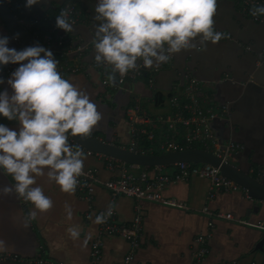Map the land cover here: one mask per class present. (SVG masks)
I'll use <instances>...</instances> for the list:
<instances>
[{
    "label": "crops",
    "instance_id": "0c3cea01",
    "mask_svg": "<svg viewBox=\"0 0 264 264\" xmlns=\"http://www.w3.org/2000/svg\"><path fill=\"white\" fill-rule=\"evenodd\" d=\"M64 1L42 0L41 6L27 9L24 0L20 8L22 17L39 21L44 15L55 16ZM96 4L97 0H81L79 4L80 22L74 27V32L85 41L94 38V25L98 23L93 19ZM214 20L216 30L228 38L216 44L208 42L206 48L197 51L184 50L175 54L173 69H169L167 63L161 64L156 88L167 96L179 80L178 73L189 65L195 77L205 82L203 96L210 97L217 104L229 105V124L223 120L215 121L213 128L221 139L231 138L243 146L244 151L238 155L234 165L244 170L255 169L256 173L252 175L264 178V60L260 55L264 50V26L243 19L227 0L218 1ZM0 36H8V47L22 50L1 20ZM187 52L193 53V56L188 58ZM93 57L94 52L85 58V62ZM17 67L19 65L15 69ZM10 75L3 78L5 83L0 84V91L7 89L11 93L6 83ZM225 75H229L234 83L223 81ZM65 79L86 89L103 114L92 135L97 133L96 137L101 140L120 147L128 146L130 127L125 106L134 94H105L99 72L92 69L66 75ZM143 85L138 82L131 89L140 99L146 116L150 119L167 117L170 113L168 101L157 106L147 100L150 92ZM0 124L19 130L15 120L8 121L0 116ZM105 163L104 158L97 156H87L84 162L87 167L96 169L103 181L117 178L118 164H114L116 167L111 171ZM130 171L135 175L140 172L139 169ZM161 172L170 175L173 169L162 168ZM14 183L11 176L0 171V186ZM36 186L43 188L45 195L53 200L54 207L30 221L27 227L21 226L17 214L22 211L27 216L34 206L17 199L15 195L0 196V239L8 245L6 250L0 251V256H7L8 259L0 261V264H88L91 243L98 227L93 215L107 210L110 204L108 190L96 187L92 219L86 220L84 214L88 205L76 192L74 195L61 192L59 186L50 182L46 175L37 177ZM208 193L209 183L206 180L191 177L185 182L168 186L163 192L165 197L185 203L184 209L142 202V235L133 264H193V253L197 248L195 238L208 231V218L201 213L205 206L213 211L230 213L247 224L216 220L203 264H264V203L249 198L241 188L216 193L212 201H207ZM66 204L73 212L71 220L67 218ZM134 205V201L127 197L116 199L114 208L119 222H131ZM72 226H79L77 240L71 239L67 232ZM127 252L126 240L106 238L101 264H121Z\"/></svg>",
    "mask_w": 264,
    "mask_h": 264
},
{
    "label": "clouds",
    "instance_id": "9594fccd",
    "mask_svg": "<svg viewBox=\"0 0 264 264\" xmlns=\"http://www.w3.org/2000/svg\"><path fill=\"white\" fill-rule=\"evenodd\" d=\"M42 0H26L25 8ZM218 0H97L94 9V62L104 66L108 82L117 75L124 78L140 63L156 68L184 50H200L228 37L216 30L214 17ZM253 17L264 16V4L253 5ZM69 10L62 9L55 26L65 33L74 31ZM13 38H19V33ZM8 36H0V65H19L7 79L11 88L0 91V116L17 121L19 130L0 124V171L11 176L14 184L0 186V196L15 195L33 205L27 216L17 214L21 226L48 213L53 200L37 185V177L47 176L60 191L74 195L79 178L86 175L83 149L70 143V137L86 140L103 119L97 104L86 89L65 79L58 70L60 61L42 46L22 50L8 47ZM43 54V55H42ZM5 80L0 77V84ZM114 204L95 217L94 223H106ZM67 218L73 212L65 205ZM89 219H92L91 215ZM77 240L79 226L67 229ZM87 238L85 240V245ZM7 242L0 239V251Z\"/></svg>",
    "mask_w": 264,
    "mask_h": 264
},
{
    "label": "built area",
    "instance_id": "2783aa9c",
    "mask_svg": "<svg viewBox=\"0 0 264 264\" xmlns=\"http://www.w3.org/2000/svg\"><path fill=\"white\" fill-rule=\"evenodd\" d=\"M81 0H65L62 9H68L70 19L75 21L74 27L80 22L79 4ZM219 1V0H218ZM236 12L245 20L264 26V16L253 17L250 10L253 5L264 4V0H227ZM9 12L14 19L31 33L34 40L42 47L50 49L54 57L60 61L58 70L65 78L66 75L84 72L92 69L99 72L101 76V84L106 93L127 92L133 97L131 105L126 108L125 116L130 127V142L128 146L122 147L127 150H135L142 154H163L168 152H181L193 148L201 149L210 153L220 160L221 163L232 164L237 160L238 155L244 151L241 144L233 139H221L213 128L215 121H225L229 124V105L217 104L208 96H203L205 82L197 79L193 71L188 67L183 72L178 73L179 80L172 87L167 95V101L170 106V113L167 117L158 119H150L142 109L141 101L132 91L133 84L142 82L146 89L150 92L147 100L154 103V96L157 92L156 82L157 76L162 71V67L145 68L140 63V67L136 71H130L124 78L117 75L115 84L108 82L107 75L110 69L105 70L104 66H97L94 57L85 62V58L94 52L92 40L85 41L75 32L65 33L63 30L56 28L55 18L43 16L41 20L32 24L28 20L19 16L18 10L21 8L24 0H4ZM43 24L45 32H38ZM250 50L249 48H247ZM264 60V50L260 54ZM191 57V54L187 56ZM175 54L167 62L169 69L174 68ZM16 65H0V77L11 74ZM223 81L234 83V80L225 75ZM107 91V92H106ZM104 94V95H105ZM109 95V94H108ZM154 132H158L159 138L155 137ZM146 139L154 144L148 153L138 150V142ZM86 156H97L105 159L106 168L113 171L118 164L119 175L117 178L103 181L98 176L96 169L87 167L84 164L86 175L79 178V186L76 193L87 203V212L84 214L86 220H90L89 216L93 209L95 189L102 186L109 192L110 203L115 204L119 196L130 198L134 201V216L131 222L121 223L118 221L117 212L113 208V214L108 217L106 223L97 224V234L91 243L88 264H101L103 257V249L105 239L109 237H117L128 242V252L124 256L121 264H133L135 254L140 247V238L142 235V202L156 203L163 206L184 209L186 204L175 198H168L163 192L170 185L179 182H185L191 177L206 180L209 183V193L207 201L214 200L216 193L230 192L240 188L230 179L224 177L219 168L208 164L196 163H178L170 166L173 173L168 175L161 172L162 167H154L149 170L147 168L135 165L123 164L117 160L102 155L93 154L83 149ZM131 169H139L138 175L133 174ZM249 173L255 174L256 170H249ZM246 192V191H245ZM247 194V193H246ZM105 212V211H102ZM102 212H97L93 218ZM201 213L208 218V231L206 234L198 235L195 238L197 248L193 253V264H203L208 254L207 242L212 236L216 220L233 221L239 224H247L242 220H237L230 213H222L213 211L208 206L202 208ZM92 216V215H91ZM8 259L7 256H0V261Z\"/></svg>",
    "mask_w": 264,
    "mask_h": 264
},
{
    "label": "water",
    "instance_id": "95a60500",
    "mask_svg": "<svg viewBox=\"0 0 264 264\" xmlns=\"http://www.w3.org/2000/svg\"><path fill=\"white\" fill-rule=\"evenodd\" d=\"M0 20L12 38L19 33V38L13 39L19 43L21 49L30 46H40L34 40L31 33L14 19L4 0H0ZM193 50L195 51L196 49ZM187 54H191V57L193 56V53L191 52H187ZM187 66L190 69V66ZM70 143L79 145L82 149L93 154L102 155L117 160L123 164L135 165L142 168H167L178 163L208 164L219 168L220 173L237 184L241 189L245 190L249 198L264 203V178L254 177L252 173H249V170H244L238 165L221 163L220 160L212 154L204 152L198 148L163 154H142L135 150L130 151L124 149L111 142L93 137L92 135L83 141L80 140L79 137H70Z\"/></svg>",
    "mask_w": 264,
    "mask_h": 264
},
{
    "label": "trees",
    "instance_id": "16d2710c",
    "mask_svg": "<svg viewBox=\"0 0 264 264\" xmlns=\"http://www.w3.org/2000/svg\"><path fill=\"white\" fill-rule=\"evenodd\" d=\"M22 9H19L18 10V12H19V16L20 17H22L23 15H22ZM60 11V10H59ZM59 11H58V13H59ZM57 13V14H58ZM56 14V15H57ZM55 15V16H56ZM44 16H46V15H44ZM55 16H48L50 19H52V18H54ZM24 17V16H23ZM29 21V20H28ZM29 22H31L32 24H35L36 22L35 21H33V20H30ZM42 26L40 27V28H38V32H40L41 34L42 33H44L45 32V26H43V24H41ZM164 64H166V63H164ZM161 66V65H160ZM144 84V83H143ZM143 86H145V84L143 85ZM167 97L168 96H164L162 93H160L159 91H157L156 92V94H155V96H154V103H155V105H157V106H160V105H162L166 100H167ZM131 105V103L130 102H128L127 104H126V106H125V109L126 108H128L129 106ZM154 134H155V137L156 138H159V136H158V132H154ZM98 134L97 133H94L92 136L93 137H96ZM107 142H109L108 140H107ZM154 144H152L150 141H147L146 139H143V140H140L139 142H138V145H137V147H138V150L140 151V152H144V153H148V150L150 149V148H153V150H154ZM157 152L156 151H153V154H156ZM169 168V167H168ZM147 169H149V170H152V169H154V168H147Z\"/></svg>",
    "mask_w": 264,
    "mask_h": 264
}]
</instances>
